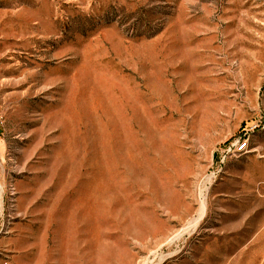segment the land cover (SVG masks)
Masks as SVG:
<instances>
[{
	"label": "rangeland",
	"instance_id": "374dc122",
	"mask_svg": "<svg viewBox=\"0 0 264 264\" xmlns=\"http://www.w3.org/2000/svg\"><path fill=\"white\" fill-rule=\"evenodd\" d=\"M0 264H264V0H0Z\"/></svg>",
	"mask_w": 264,
	"mask_h": 264
},
{
	"label": "built area",
	"instance_id": "2783aa9c",
	"mask_svg": "<svg viewBox=\"0 0 264 264\" xmlns=\"http://www.w3.org/2000/svg\"><path fill=\"white\" fill-rule=\"evenodd\" d=\"M247 144V142H246V140H242V141H240V140H238V142L235 144V152L236 153H239V152H245L246 151V145Z\"/></svg>",
	"mask_w": 264,
	"mask_h": 264
}]
</instances>
